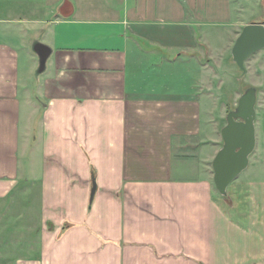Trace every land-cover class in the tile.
Listing matches in <instances>:
<instances>
[{"label": "crops", "instance_id": "0c3cea01", "mask_svg": "<svg viewBox=\"0 0 264 264\" xmlns=\"http://www.w3.org/2000/svg\"><path fill=\"white\" fill-rule=\"evenodd\" d=\"M233 2L0 0V215L24 169L40 188V221L0 242V264H264V157L224 196L211 168L218 121L264 88L258 50L224 97L250 24Z\"/></svg>", "mask_w": 264, "mask_h": 264}, {"label": "water", "instance_id": "95a60500", "mask_svg": "<svg viewBox=\"0 0 264 264\" xmlns=\"http://www.w3.org/2000/svg\"><path fill=\"white\" fill-rule=\"evenodd\" d=\"M264 49V21L250 23L243 27L232 48V59L242 71L244 61L258 50ZM33 52L38 57L37 74L45 70L50 49L36 43ZM255 105L256 89L246 87L235 107L226 115V124L220 131L222 146L212 160L213 184L216 191L224 196L229 184L248 166V158L255 147ZM96 184L92 178L90 201Z\"/></svg>", "mask_w": 264, "mask_h": 264}, {"label": "rangeland", "instance_id": "374dc122", "mask_svg": "<svg viewBox=\"0 0 264 264\" xmlns=\"http://www.w3.org/2000/svg\"><path fill=\"white\" fill-rule=\"evenodd\" d=\"M233 12L235 18L240 17L245 23L262 22L264 21V0H237V2H233ZM221 34L222 33L219 31L217 34L218 37L221 36ZM220 46L221 43L218 44V48ZM218 52L220 53L219 50ZM263 53L264 49H261L260 54ZM37 68L38 57L30 51L29 59H23L22 61V71L25 70L27 78L28 76L30 77L28 83L33 93L37 91L38 86L45 75L44 73L37 74ZM234 74L235 77L229 81L228 87L223 92L226 100L230 99V96L233 94L235 89H237L241 85V82L244 81V72L237 66L235 67ZM261 79L262 78L258 81H261ZM263 89L262 87L257 89L256 99L258 102L262 99L260 90ZM226 115L223 117L221 122L218 121L217 123V129H220V131L223 128H221V125L226 123ZM254 128L256 132V149L248 158V162H250V168L248 170H251L253 165L257 162H261V159L264 157V155L261 154L262 150H264V106L263 110H258L257 122ZM23 134H25V132ZM23 141L25 142V140ZM21 162L22 164L25 163V159H22ZM243 172L244 170L242 171V174L240 173L239 175L243 176V174H245ZM245 172L250 171L246 170ZM27 173H25V169L22 171L23 179L18 191L12 198L4 202L2 205V212L0 215V232L3 231L5 234L0 238V242L4 245L12 241L17 236L16 234L18 232H24L29 226L37 224L40 221V188L36 182H34V184L30 187L27 182ZM9 233L11 234L8 235ZM5 238L6 240H3Z\"/></svg>", "mask_w": 264, "mask_h": 264}]
</instances>
